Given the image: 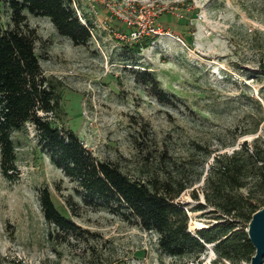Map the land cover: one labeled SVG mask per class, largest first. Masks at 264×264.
Listing matches in <instances>:
<instances>
[{
	"label": "rangeland",
	"instance_id": "obj_1",
	"mask_svg": "<svg viewBox=\"0 0 264 264\" xmlns=\"http://www.w3.org/2000/svg\"><path fill=\"white\" fill-rule=\"evenodd\" d=\"M73 1L93 27L85 47L59 36L46 18L26 20L43 75L61 98L50 120L133 180L185 185L175 202L188 211L193 235L228 219L206 203L204 179L216 155L264 140V0ZM0 23L12 27L2 3ZM144 71L170 102L140 82ZM13 139L18 179L0 172V264H230L213 245L199 256L163 255L155 234L86 204L41 153L32 126ZM44 190L74 232L43 219Z\"/></svg>",
	"mask_w": 264,
	"mask_h": 264
},
{
	"label": "trees",
	"instance_id": "obj_2",
	"mask_svg": "<svg viewBox=\"0 0 264 264\" xmlns=\"http://www.w3.org/2000/svg\"><path fill=\"white\" fill-rule=\"evenodd\" d=\"M9 12L12 27L0 23V172L9 182L18 179L15 133L32 126L41 153L82 190L89 206L104 208L121 221L157 237V248L169 258L199 256L213 245L219 260L230 264L246 262L254 255L245 230L253 213L264 207V140L244 141L228 155H216L204 179V199L227 217L193 235L188 231V211L175 202L187 188L175 190L168 181L133 180L108 161H98L86 150L73 131L59 129L51 116H59L60 96L47 79L34 52L35 32L28 28L27 16L46 18L56 33L74 47L91 41L90 21L80 20L73 0H0ZM137 52V44L131 43ZM128 48V47H126ZM137 48V49H136ZM154 91L163 104L170 99L159 90L153 74L137 76ZM264 101V97L262 98ZM50 116V117H48ZM246 131L243 135L254 134ZM200 175H198V179ZM245 191V196L241 193ZM43 219L55 229L69 234L76 227L55 206L47 190L39 197ZM201 208V207H199ZM264 264V261H263Z\"/></svg>",
	"mask_w": 264,
	"mask_h": 264
},
{
	"label": "water",
	"instance_id": "obj_3",
	"mask_svg": "<svg viewBox=\"0 0 264 264\" xmlns=\"http://www.w3.org/2000/svg\"><path fill=\"white\" fill-rule=\"evenodd\" d=\"M247 238L254 249L249 264H263L264 261V207L252 214L247 229Z\"/></svg>",
	"mask_w": 264,
	"mask_h": 264
}]
</instances>
